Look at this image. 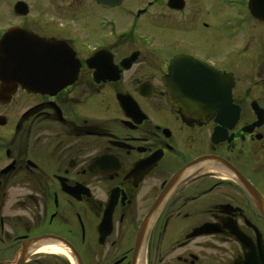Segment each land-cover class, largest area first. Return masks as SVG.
I'll list each match as a JSON object with an SVG mask.
<instances>
[{
  "label": "flooded vegetation",
  "instance_id": "af4514ba",
  "mask_svg": "<svg viewBox=\"0 0 264 264\" xmlns=\"http://www.w3.org/2000/svg\"><path fill=\"white\" fill-rule=\"evenodd\" d=\"M21 1L0 0L6 56L11 29L62 42L74 81H0V243L62 238L83 264H264V0H41L24 16ZM206 71L227 80L224 124L171 104L175 72L187 87Z\"/></svg>",
  "mask_w": 264,
  "mask_h": 264
},
{
  "label": "water",
  "instance_id": "95a60500",
  "mask_svg": "<svg viewBox=\"0 0 264 264\" xmlns=\"http://www.w3.org/2000/svg\"><path fill=\"white\" fill-rule=\"evenodd\" d=\"M16 8L23 10L26 9V5L24 3H19ZM31 41L35 43L36 47L37 44L41 45L37 39H32ZM57 47L58 46L55 45L54 48L56 49ZM1 58L3 64V59L5 60V57ZM48 59L49 56L44 55L43 52L39 54H33L28 51V53L25 55H8V71L5 69V67H0V79L4 84H6L8 81V95L15 90L17 83L25 82V73L31 71L29 67L26 68L27 66H40L43 64V62H45V60L48 62ZM68 59L69 57L67 56H60V71L58 73H60V77H63L60 80V84L57 85V89H62L68 85L67 83L69 77L67 75L71 73L70 66L72 65L68 63ZM203 75L205 78L211 75L214 76L216 89V94L214 97V92L210 91L213 88L209 83H207L206 79L203 83L201 81H198V83H190L188 87L184 89V87L181 86L183 82L182 73L175 72L173 75L174 78L169 81V95L172 105L180 108V110L185 114H188L191 117L201 121H209L212 119L214 114L218 113L219 116L217 118V122L224 124L226 121H228L226 118V113L230 111L229 88H227L225 83L227 80L219 73L210 74L209 72H204ZM50 240L63 245L68 249L71 256L75 257L77 264H83L80 256L68 241L62 238L48 236L36 237L25 241L20 250V255L16 264H25L32 250L35 248L37 249L39 244Z\"/></svg>",
  "mask_w": 264,
  "mask_h": 264
},
{
  "label": "rangeland",
  "instance_id": "374dc122",
  "mask_svg": "<svg viewBox=\"0 0 264 264\" xmlns=\"http://www.w3.org/2000/svg\"><path fill=\"white\" fill-rule=\"evenodd\" d=\"M13 1L16 2L17 0H13ZM25 1L28 3L30 2L35 7L39 4L41 0H25ZM5 209L6 210H4L2 216L4 217L6 216L5 217L6 219L8 216V206ZM17 209L19 208L17 207L14 208L12 215L23 214L21 210H17ZM6 248H8L6 244L0 243V264H13V262L16 260V257L19 254V249L10 251ZM26 264H71V263L65 257L42 253V254L30 255Z\"/></svg>",
  "mask_w": 264,
  "mask_h": 264
},
{
  "label": "bare ground",
  "instance_id": "6f19581e",
  "mask_svg": "<svg viewBox=\"0 0 264 264\" xmlns=\"http://www.w3.org/2000/svg\"><path fill=\"white\" fill-rule=\"evenodd\" d=\"M31 252H34V254L45 253V254H51V255H58V256H61V257H65L70 262H72V264H76L74 259L71 257L70 252L68 251V249L65 248L61 244L52 243V242L41 243V244H39L37 246V249L35 248Z\"/></svg>",
  "mask_w": 264,
  "mask_h": 264
}]
</instances>
